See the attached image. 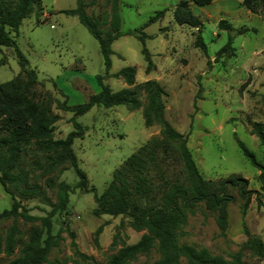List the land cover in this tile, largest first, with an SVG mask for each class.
Segmentation results:
<instances>
[{"label":"rangeland","instance_id":"rangeland-1","mask_svg":"<svg viewBox=\"0 0 264 264\" xmlns=\"http://www.w3.org/2000/svg\"><path fill=\"white\" fill-rule=\"evenodd\" d=\"M41 10H34L22 21L14 37L18 48L36 72L31 81L20 71L14 49L0 47V83L15 77L21 82L23 96L43 106L58 118L51 138L63 139L73 130L72 111L61 104L84 102L100 86L95 76L104 67L97 40L79 22L77 16L67 15L66 9L77 6V0H41ZM113 0H83L84 10L93 20L101 22L111 10ZM180 0H118L122 31L141 29L147 37V48L153 66L145 71L141 43L133 35L125 34L111 43L110 73L125 66L135 70L134 83L128 85L122 76L103 80L112 90L134 88L146 80H155L163 88L164 116L186 136V145L200 175L205 179H222L239 174L248 180V188L259 190V171L251 166L237 146L236 139L253 152L264 164L263 149L252 133L253 123L264 128V19L251 13L242 0H214L205 6L191 4L202 23L199 30L177 24L172 9ZM166 10L162 18L148 22L159 10ZM224 19L232 30L219 29ZM106 30L108 24L99 25ZM248 28L239 33L238 30ZM201 37L204 49L197 45ZM231 39L233 49L219 56L216 52ZM138 108L124 105L105 108L92 106L74 119L83 127V136L74 138L72 148L77 167L85 175L87 189L77 187L78 177L68 161L45 166L46 157L53 152L39 148L33 139L22 145L16 162L7 176L0 173V210L8 209L13 198L29 215L39 219L28 221L18 215L17 231L13 235L10 254L4 252L6 236L12 217L0 219V263L6 264L20 255L24 243L36 228L45 229L40 218L47 215L57 202V185L70 186L66 212L56 211L51 217V234L60 233L57 246L50 249L44 264H107L121 247L135 243L146 230H134L124 215L92 213L96 203L94 193L100 195L109 184L113 171L133 152L152 137L158 136L159 126L144 124L143 109L147 93L137 89ZM5 133H2L4 136ZM167 174H178L179 165L168 161ZM14 177L18 180L14 181ZM23 190H31L28 195ZM235 201L227 207V228L221 232L215 214L197 205L188 214L185 224L177 230L180 244L196 249L204 248L226 264H264V255L255 253L244 228L261 241L264 248V198L258 206L256 194L251 193L245 214L243 200L235 193ZM21 210V209H19ZM102 230L95 242V231ZM74 234L77 250L71 245L69 232ZM159 257L157 245L138 253L128 264H152ZM178 264H191L185 257Z\"/></svg>","mask_w":264,"mask_h":264},{"label":"trees","instance_id":"trees-1","mask_svg":"<svg viewBox=\"0 0 264 264\" xmlns=\"http://www.w3.org/2000/svg\"><path fill=\"white\" fill-rule=\"evenodd\" d=\"M117 1L113 0L111 10L105 13L101 22L93 20L84 10L83 0H77V6L64 10L67 15L77 16L79 22L97 40L103 62V73L95 76L100 89L78 104H61L62 109L72 111L71 118L73 130L63 139H52L53 123L58 118L50 114L48 106H43L25 98L18 78L0 83V173L7 176L19 156L22 145L33 139L40 149L53 152L54 155L46 157L45 166L52 169L56 164L68 161L78 177L77 187L84 191L87 189L85 175L77 167L75 153L72 148L74 138L83 136V127L74 119L75 116L86 113L92 106L105 108L124 105L129 110L139 107L137 89L147 93V103L143 109L144 124L159 126L158 136L152 137L137 151L130 154L113 173L107 187L100 195L94 193L96 207L92 213L95 216L124 215L130 219L134 230H146L133 244L121 247L113 254L107 264H128L138 253L145 252L154 243L157 245L159 257L152 264H178L181 257H185L191 264H226L217 256H212L206 249H196L187 244H180L177 230L186 223L188 214L194 212L197 205L202 204L204 209L215 214V222L221 232L227 228V207L235 201V193L243 200L242 214H245L251 193L256 194L258 206L262 205L264 198V164L256 160L253 152L242 141L236 139L238 148L249 164L256 168L258 173L259 190L248 188V180L239 174L212 180L203 178L186 145V136L177 131L164 116L163 88L155 80H146L134 88L112 90L103 80L109 76H122L125 83H134L135 70L125 66L115 73L111 68V43L118 37L129 34L141 43V55L145 61V71L148 73L153 66L150 54L145 47L147 35L140 28L122 31V20L118 12ZM212 0H180L172 9L173 20L179 25H187L199 30L202 23L191 9V4L205 6ZM242 5L251 13L259 14L264 19V0H242ZM41 0H0V47L14 49L20 71L31 81H36V72L29 66L28 60L17 46L12 36L18 33L22 21L30 16L34 10H41ZM164 10L156 11L148 20L154 22L162 18ZM108 24L106 30L99 29V25ZM219 29L232 30L226 20L218 21ZM248 28L238 30L239 33ZM198 46L204 49V43L199 36L196 40ZM227 49H233L231 39L221 47L216 55L219 56ZM5 58L0 59V65ZM2 133H5L2 136ZM252 133L256 136L263 149L264 156V128L260 123H253ZM173 161L179 165L178 174L170 176L164 165ZM2 179V178H0ZM18 180L14 177V181ZM70 186L64 182L57 185V202L46 216L40 218L45 229V237L38 228L31 234L29 241L24 243L20 255L6 264H44L50 249L58 245L60 233L51 234V217L56 211L66 212L68 206V193ZM31 190H23L28 195ZM21 209V210H19ZM20 215L28 221L39 219L25 212V208L13 198L10 208L0 210V219L12 217V225L6 236L4 252L10 254L13 248V235L17 231L16 217ZM102 230L100 225L95 231V242ZM248 241L256 254L263 256L264 248L260 240L251 236L244 228ZM71 245L80 256H85L77 250L74 234L69 232ZM1 264V263H0Z\"/></svg>","mask_w":264,"mask_h":264},{"label":"crops","instance_id":"crops-1","mask_svg":"<svg viewBox=\"0 0 264 264\" xmlns=\"http://www.w3.org/2000/svg\"><path fill=\"white\" fill-rule=\"evenodd\" d=\"M214 2V0H212V2L211 3H213Z\"/></svg>","mask_w":264,"mask_h":264}]
</instances>
